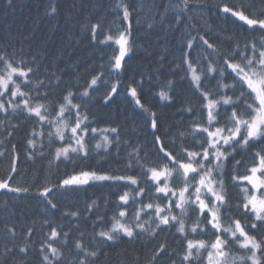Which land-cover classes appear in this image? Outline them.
Returning a JSON list of instances; mask_svg holds the SVG:
<instances>
[{"label": "snow or ice", "instance_id": "6c2138e0", "mask_svg": "<svg viewBox=\"0 0 264 264\" xmlns=\"http://www.w3.org/2000/svg\"><path fill=\"white\" fill-rule=\"evenodd\" d=\"M6 4L12 8L14 0H6ZM193 6L204 5L202 0H167L163 10H158L159 19L156 15L144 17L145 32L158 24L165 33L177 31V23L191 20L186 13ZM150 7H158L155 0ZM115 8L120 27L109 28L103 20L82 25L90 45L113 49L107 76L103 55L100 70L85 77L77 71V63L60 68L54 61L46 62L47 57L40 53H25L10 44L0 47V125L11 137L31 121L24 138L26 160H47L49 167L53 162L57 167L76 165L93 154L100 155L101 150L105 156L114 150L118 158L125 148L130 149L125 168L139 169L133 175L74 168L55 183L37 187L35 194L43 199L45 211H60L57 194L77 192L96 182L126 190L119 194L110 216L107 198L103 208L92 199L82 207L60 211L61 220L67 218V228L47 217L38 228L35 220L26 226L5 222V264L9 256L19 257L16 264H33V255L35 264H100L106 250L124 239L148 243L161 234L165 238L155 244L146 264H264V12L251 16L243 5L218 6L219 12L258 32V38L234 39L228 34L213 40L199 31L181 37L180 62L174 68L175 61L169 63V69L175 75L179 69L183 72L180 80L188 81L191 96L178 109L181 124L188 117L187 128L176 127L173 132L170 125L162 131L163 116L141 102L145 81L151 87L154 78L159 82L166 75L163 55L151 72L128 75L124 91L146 114L151 129L155 151H147V144L132 146L119 126L101 127L104 122L93 111L100 85H105L100 99L104 105L110 104L130 72L126 58L136 47L133 13L139 24L144 0L136 8L127 0H118ZM56 13L55 5L49 4L45 15L54 17ZM161 39L158 36L155 43L167 51V39L162 45ZM113 76L116 82L110 83ZM159 88L154 96L162 107L171 106L176 83L166 79ZM13 119L17 122L11 123ZM16 147L12 145L13 163L10 174L0 179V190L27 194L29 187L11 183V173L19 174L21 153ZM3 206L15 215L6 202ZM37 231L41 233L38 237Z\"/></svg>", "mask_w": 264, "mask_h": 264}, {"label": "trees", "instance_id": "16d2710c", "mask_svg": "<svg viewBox=\"0 0 264 264\" xmlns=\"http://www.w3.org/2000/svg\"><path fill=\"white\" fill-rule=\"evenodd\" d=\"M118 0H14V6L9 8L6 0H0V47H7L9 44L19 50L24 49L25 53H40L42 57H47L46 62H53L60 68H65L73 63L78 64L77 71L82 76L87 77L84 73L95 74L100 70L101 55H103L105 63V76H107V61L113 54L111 47H104L103 49L94 48L88 43L86 37V29L82 25L95 23L97 20H103L105 25L109 28H116L121 26L120 17L117 16V9L115 4ZM167 0H155L158 7H150L152 0H144V12L140 15V23L136 22V13H133L132 20V35L135 37V45L133 52L130 53L128 64L132 65L135 72H151L158 65L156 61L159 55L165 57L162 66V72L166 75L161 76L159 82L154 78L151 87H149L147 80L145 81V89L142 94L141 102L146 105H151L153 110L162 115L164 119V128L167 130L169 126L172 131L176 127L187 128L188 117H185V122L181 124V118L178 109L182 107L184 102L191 96V91L188 86V81H181L179 75L171 74L169 63L174 68L180 62L175 51L180 53L181 37L191 32L195 35L196 31L201 34H208V37L215 39L217 35L223 37L229 30V34L234 39L258 38L259 33H254L248 29L243 22L238 21L230 15L215 12L210 17H205L208 13V3L213 2L222 7L224 4L228 6L239 7L244 6L246 14L257 16L264 12V3L261 0H202L203 7H195L186 13L191 17V20H186L183 24L177 23L175 25V32H167L161 30L158 24L153 30L145 32L144 17L158 16V10L162 11ZM130 7L136 8L140 4V0H127ZM49 4H54L57 8V13L54 17L45 15ZM88 12L94 19L88 20L84 18V13ZM122 16V12L120 13ZM87 21V22H86ZM126 24V22H124ZM195 25V29L189 27ZM241 28V29H240ZM161 37L160 44L167 39V51H164L162 46L155 43L157 37ZM147 49V52L145 51ZM149 54V57H143V54ZM195 55V53H193ZM186 67V66H185ZM71 71V69H69ZM128 75L123 77L124 83L120 85V92L110 104L102 106L104 110L105 119L100 115V119L104 122L100 126H119L122 130V136L130 138L132 146L136 143L149 145L147 151H155L151 148L152 135L151 129L146 122V114L137 107L134 112L126 110L125 106L119 105L121 102L128 104H135L131 97L124 91L128 83ZM138 78L139 75H137ZM166 79H171L176 83V90L174 94V103L166 107L168 110H162L157 104L158 96H154L155 92L160 90L159 85L163 84ZM110 83L116 82V77L113 76ZM83 84L84 80H80ZM105 87L100 85V91L97 94L95 103L103 96ZM114 103L116 106H114ZM98 107L93 109L97 113ZM23 119V117H21ZM13 119L11 123H16ZM31 126V121L22 126L19 131H16L13 136L6 135V130L3 125H0V152L4 155L0 156V179H5L10 174L9 170L13 163L14 152L12 145L15 144L16 151L21 153L20 162L17 165L18 175L11 173L14 179L11 183L14 186L29 187L30 191L27 194H14L0 190V264H5V257L2 255L6 234L3 228L5 222L8 224H20L26 226L31 224L33 220L37 221V228L39 222L44 218H50L55 223H64L68 226L67 218L61 220L60 211L66 208H74L76 206H83L86 201L97 199L103 208L104 199L109 200L108 215L112 214L114 203L118 200L119 194H122L126 189L119 185H110L108 182H96L91 186H84L77 192H69L66 195L57 194L55 199L58 203L60 211H45L43 199L36 195L37 187L43 186L45 183H55L62 179L66 173H71L75 168L79 171L81 168L94 169L100 173L112 174H136L139 169L128 170L125 168L126 152L130 149H121L120 156L114 159V164H109L110 157H114V150L112 154L105 156L101 150L100 155L93 154L87 160L77 161L76 165L60 164L57 167L56 162H53L49 167L47 160H38L36 163L28 161L24 158L23 149L25 147V134ZM239 159V157H237ZM242 171V169H241ZM227 180V178H226ZM63 191V190H61ZM233 198H236L235 192L232 193ZM7 203L8 207L14 210L15 215H10L8 208L3 205ZM94 219V217H93ZM82 227L84 225L82 224ZM88 231H91L88 227ZM37 237L41 235L39 231L36 233ZM164 235L158 238L157 241L145 243L144 241H128L124 239L113 247L107 249V255L101 256L100 264H146L147 259L151 256L154 246L159 241L164 239ZM171 243V237H168ZM87 242V241H86ZM6 259H11L9 264H16V259L11 256ZM35 264L37 257L34 255L30 257ZM8 264V263H7ZM159 264H167L166 261H160Z\"/></svg>", "mask_w": 264, "mask_h": 264}, {"label": "bare ground", "instance_id": "6f19581e", "mask_svg": "<svg viewBox=\"0 0 264 264\" xmlns=\"http://www.w3.org/2000/svg\"><path fill=\"white\" fill-rule=\"evenodd\" d=\"M208 10H209V13L205 16V17H210V16H212L215 12H217V9H218V5L217 4H215V3H213V2H210V3H208ZM84 18H87L88 20H92L93 18H92V16H90V14L88 13V12H85L84 13ZM94 20V19H93ZM87 22V21H86ZM86 25H87V23H86ZM241 29V28H240ZM229 34V30L226 32V35H228ZM147 52V51H146ZM175 53L178 55V57L180 58V53L178 52V51H175ZM149 55H150V53L148 54H143V57H146V58H144V59H146L147 60V58L149 57ZM195 56V55H194ZM130 66V74L134 71V68L132 67V65H129ZM88 73H84V75H87ZM137 79H139L138 77H136ZM101 86H104L105 87V85L104 84H101ZM121 89V88H120ZM122 90V89H121ZM157 104H158V106H159V108L160 109H162V110H168L166 107H162L161 106V104H160V101H159V99H157ZM96 105L98 106V107H100V108H98V111H97V115H100L102 118H104L105 119V116H104V110H103V108H101L102 106H107V105H104L103 104V102L102 101H97L96 102ZM119 105H122V106H125L126 107V110L127 111H129V112H134V108L135 109H137V106L135 105V104H128V103H126V102H121V103H119ZM114 106H116V104L114 103ZM115 158H117L115 155H114V157H110V159H109V164L110 165H113L114 164V159ZM12 262V260L11 259H7V263L9 264V263H11Z\"/></svg>", "mask_w": 264, "mask_h": 264}]
</instances>
